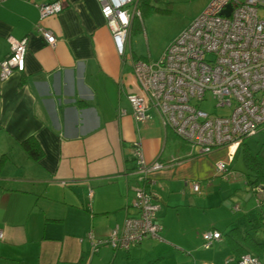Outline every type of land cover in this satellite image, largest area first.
Returning <instances> with one entry per match:
<instances>
[{"label": "crops", "instance_id": "crops-1", "mask_svg": "<svg viewBox=\"0 0 264 264\" xmlns=\"http://www.w3.org/2000/svg\"><path fill=\"white\" fill-rule=\"evenodd\" d=\"M51 1L0 4V62L10 35L28 37L25 69L0 78V157L7 155L0 173V264H239L244 252L263 262L264 199L259 203L247 174L239 180L232 168L248 147L236 149L230 167L237 177L226 181L242 198H211L216 163L229 161L228 147L198 154L154 109L150 119L137 121L128 99L141 92L132 44L119 53L99 0H64L61 12L40 19L39 4ZM38 23L53 30L55 46L37 33ZM28 138L42 149L38 161L22 146ZM137 142L149 162H164L145 179L137 171ZM138 186L161 205L160 237L128 250L105 243L93 251L89 232L107 239L137 213ZM215 204L220 210L201 224V210ZM212 229L222 239L206 248L202 233Z\"/></svg>", "mask_w": 264, "mask_h": 264}, {"label": "built area", "instance_id": "built-area-1", "mask_svg": "<svg viewBox=\"0 0 264 264\" xmlns=\"http://www.w3.org/2000/svg\"><path fill=\"white\" fill-rule=\"evenodd\" d=\"M4 0H0V4ZM139 0H99L121 55L130 45L131 30ZM130 5H134L133 10ZM64 0L39 4L40 19L58 14ZM229 9V13L225 10ZM36 31L55 46L53 30L38 23ZM9 52L0 62V78L23 71L26 64L28 37H8ZM133 72L141 92L128 99L134 118L143 122L157 111L164 124L184 139L198 154L227 146L229 161L216 163L217 175L229 181L237 177L230 163L240 144L255 135L264 125V0H211L174 39L157 60L135 58ZM215 107L228 108L216 115L201 106L208 98ZM234 146V147H233ZM140 179L164 166L159 160L149 162L141 145H134ZM194 190L200 192L199 182ZM252 189L258 202L264 199V184ZM134 215L126 216L121 228H115L107 239L94 240L93 251L109 244L114 249L128 250L148 238L160 237L163 225L158 217L160 203L144 186L135 187ZM238 208V206H236ZM0 229V239L4 237ZM204 247L222 239L217 229L202 233ZM239 264H263L260 258L246 252L237 258ZM195 264H213L208 261Z\"/></svg>", "mask_w": 264, "mask_h": 264}, {"label": "rangeland", "instance_id": "rangeland-1", "mask_svg": "<svg viewBox=\"0 0 264 264\" xmlns=\"http://www.w3.org/2000/svg\"><path fill=\"white\" fill-rule=\"evenodd\" d=\"M210 1L139 0L137 4V13L139 12V14L134 18L130 37L133 52L142 59H159L170 41L196 18ZM133 7L134 5H130L131 10ZM214 104L213 99L209 97L207 101L201 103V106L216 115L226 114L229 111L228 108L215 107ZM244 141V146H247L252 153L260 152L264 157V125L255 135L245 138ZM244 154V149H240L232 163V168L237 170L240 176L249 171L245 164ZM241 179L244 177L242 176L239 180ZM213 180L210 183V192H214L210 196L211 198H225V200L227 198H242V190L231 191L229 189L233 182L222 181L217 174L213 176ZM218 194L219 197H217ZM218 210L220 209L217 204L202 209L201 212H205L206 220L201 224L208 223L210 215L217 214Z\"/></svg>", "mask_w": 264, "mask_h": 264}, {"label": "trees", "instance_id": "trees-1", "mask_svg": "<svg viewBox=\"0 0 264 264\" xmlns=\"http://www.w3.org/2000/svg\"><path fill=\"white\" fill-rule=\"evenodd\" d=\"M241 145H245V141H243L240 144V146ZM22 146L30 158L38 161L42 157V154H43L42 149L40 148L36 140H34L33 138H28L24 140L22 142ZM6 159H7V155L5 154L0 157V173H1L2 167ZM244 160L249 170L246 174H247L248 181L251 183V185H254L257 182L264 181V157L263 155L260 152L252 153L249 150V148L247 149L245 148Z\"/></svg>", "mask_w": 264, "mask_h": 264}, {"label": "water", "instance_id": "water-1", "mask_svg": "<svg viewBox=\"0 0 264 264\" xmlns=\"http://www.w3.org/2000/svg\"><path fill=\"white\" fill-rule=\"evenodd\" d=\"M225 13H227V14H228V13H229V9L225 10Z\"/></svg>", "mask_w": 264, "mask_h": 264}, {"label": "bare ground", "instance_id": "bare-ground-1", "mask_svg": "<svg viewBox=\"0 0 264 264\" xmlns=\"http://www.w3.org/2000/svg\"><path fill=\"white\" fill-rule=\"evenodd\" d=\"M190 147V146H189ZM164 163V162H163ZM264 225V224H263ZM216 243V242H215ZM253 254V253H252ZM255 255V254H254ZM237 260V259H236ZM261 260H262V258H261ZM264 262V261H263Z\"/></svg>", "mask_w": 264, "mask_h": 264}]
</instances>
